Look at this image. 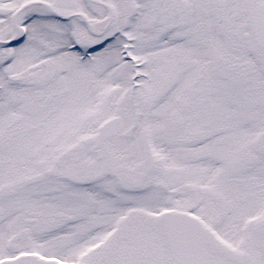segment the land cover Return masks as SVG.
<instances>
[{"label": "snow or ice", "instance_id": "snow-or-ice-1", "mask_svg": "<svg viewBox=\"0 0 264 264\" xmlns=\"http://www.w3.org/2000/svg\"><path fill=\"white\" fill-rule=\"evenodd\" d=\"M0 264H264V0H0Z\"/></svg>", "mask_w": 264, "mask_h": 264}]
</instances>
